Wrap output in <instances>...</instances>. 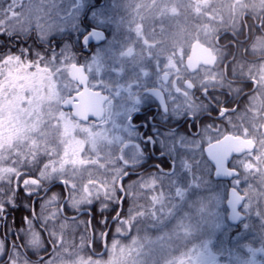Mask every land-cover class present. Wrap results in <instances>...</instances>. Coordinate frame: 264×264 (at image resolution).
<instances>
[{"label": "rangeland", "instance_id": "obj_1", "mask_svg": "<svg viewBox=\"0 0 264 264\" xmlns=\"http://www.w3.org/2000/svg\"><path fill=\"white\" fill-rule=\"evenodd\" d=\"M104 1V5L96 8L88 19L94 24V28L103 29V27H108L109 35L105 43L94 46L96 48L90 51L88 57L82 63L83 65H91L92 71L87 73L90 83L103 80L107 86L106 88L102 87L101 91L108 94L110 99L106 105L105 117L98 126L97 123L82 124L78 121L74 122L68 112L61 110L59 103L67 95L63 92L57 93L56 86L52 83L53 73L26 68L17 71L15 70L16 66L13 67L14 62H10L11 68L8 70L6 66L0 69V71H3L5 78H8L16 90L20 92V99L24 97V89L32 91L34 100L30 103L34 105L35 112L38 114V117L31 123H25L15 116V109L21 107L16 101V97H13L12 100L4 99L3 102H0V112L5 114L0 117V191L3 189L4 184H8L10 180L15 184V176H18L21 170L34 168L40 160L44 162L47 160L49 161V167L44 168L42 172L44 187L57 182L61 177L75 185L74 190L67 192L69 201L66 208L71 212L79 211L81 208L88 206L90 200L97 201L99 197L103 196L112 201H117V193L120 190L117 182L124 172V167L119 163L120 157L123 156L125 161L131 165L138 160L135 156L136 151L129 146L131 131L126 128V138L121 137V128L119 127L121 123L119 116L123 108L121 101L126 96L121 91L129 90L120 86L122 84L121 76L126 70L129 72V76L128 73L126 75L127 78L129 77V80H132L131 82H136L132 79V66L134 64L132 60L134 55L137 54L134 50L135 47L138 45V47L140 46L148 52L153 45L150 42L156 40L161 41L162 44L157 50H164L170 45L172 38H177L176 40L179 41L180 34L185 33L183 30H186L187 33L191 32V35H187L188 45L195 39H201L203 43L206 42L210 45L212 34L217 32L216 24L218 22L238 25L243 13L251 11L254 5L256 7L253 0H191L197 15L201 14L202 10L208 13V23L195 26L189 22L191 26L189 31L185 24H183L182 30L179 22L181 14L186 13L185 3L187 0H175L171 6L168 5V0H158L159 7L155 8L154 3L149 2L151 8L148 9V16H150L152 22L147 24L153 25L155 29L157 28V34L143 32L147 25L145 23V27H141V29L138 25L133 28V23L137 19L144 22L149 21L147 15L141 13L143 7H139L140 13L138 15L132 10H129L122 17L119 15V12L128 10L129 5L134 0ZM246 3L248 6H246ZM84 5L85 3L75 13L69 12L67 15L61 13L60 18L55 21V27L52 25L42 26L41 36L43 39L46 41L50 35L49 32L54 31L55 28H57V35L71 30V36H78L81 32L86 31L85 28L82 29V27L76 26ZM48 11H53L52 7H49ZM100 12H103V16L98 15ZM41 14L47 16V12L43 10H41ZM182 21L184 22L183 19ZM145 41H147V44ZM179 48L177 46L173 54L165 57V63L175 61V65L178 64L176 58H178L180 52ZM68 52L70 56L71 51ZM93 57H95V60H91ZM147 61L148 55L143 56L137 78L140 83H144L149 79L150 72L145 70ZM155 62L157 64L158 60ZM174 66L170 65L167 71L178 72ZM159 77L160 75L156 77V80ZM131 82H125L124 84ZM6 88L7 85L0 88V93H3ZM132 91L133 88L131 87L130 92ZM116 92H119L120 95H115ZM41 104H43V110ZM128 108L131 110V106H128ZM54 117H58V121L53 119ZM37 134L44 137V139L38 141L39 152H36L34 147ZM46 153H51V157L47 156ZM133 156H135L134 159H131ZM81 160L84 162L81 163ZM97 160L103 161L100 165L108 163L109 168L105 171L103 168V176H90L89 172L91 170H88L87 166L96 168ZM65 161L66 163H64ZM41 166L36 173L40 171ZM53 166H55V172L52 170ZM99 171L102 172V170ZM149 183L151 186V181H149L147 184L138 185L137 188L142 190L143 186ZM133 185L136 186V183L133 182ZM133 185L130 184L124 189L128 195H130ZM89 193H91V196ZM59 200L57 193L52 192L39 205V213L42 216L41 226L46 227V231L48 230L47 233L52 239L50 247L52 255L46 260V264H172L177 258L185 259V264H206V262L213 260L217 261L218 264H229V250H231L233 258L238 259L240 264H247L250 259H254L255 264H264V254L262 253L257 252L254 258L245 255L248 248L260 249L263 247V245L255 246V239H250L252 241L245 240V237L252 233L249 224H246L248 225L247 228L241 227L238 232L232 233L230 241L228 240L232 228L227 225L225 220L222 208L223 198L212 199V204L209 207L201 209L202 199L192 195L183 206V209L180 210L183 223L188 230L187 233L177 239L172 225H157L159 231L156 239H153L152 243H148V239H143L142 248L139 252L136 250L128 251H130L133 244L138 242V238H134L131 232L137 223L142 222V219L140 220V216L125 218L123 224H115L117 228L114 232L115 239L107 244L106 258L103 260L84 257L81 253L82 249L87 250L85 246L83 248L79 247L80 249L68 247L67 237H63V232L71 229L73 231L75 227L70 228L68 221L66 224H62L64 227L54 224L60 215L61 203ZM248 206L245 208L247 212ZM162 207V204H159L157 209L163 210ZM173 211L174 208L171 202L168 210H163V220L168 221L170 219L168 213ZM149 214H147L146 230H151L150 223L154 220L157 222L159 217V213L154 217H152V212ZM143 216L145 214L141 215V217ZM218 221L222 223L219 228L217 227ZM75 225L78 227L82 223L79 222ZM29 226L34 231L29 237L28 247L30 250L38 252L43 248L40 234L33 228L32 221H29ZM130 226H132L131 231H129ZM161 236L165 237L163 241H161ZM209 236L213 239L212 248L207 245ZM243 242H252V244H243ZM87 246L89 247V243ZM3 249L4 243L0 240V251H3ZM221 250L224 252L222 255ZM10 252L12 264H28L19 251L11 249ZM100 252L97 251V253ZM32 264H37V262Z\"/></svg>", "mask_w": 264, "mask_h": 264}, {"label": "flooded vegetation", "instance_id": "obj_2", "mask_svg": "<svg viewBox=\"0 0 264 264\" xmlns=\"http://www.w3.org/2000/svg\"><path fill=\"white\" fill-rule=\"evenodd\" d=\"M253 1L256 7L254 5L251 11H245L238 25L220 22L216 24L217 32L212 34L210 45L203 43L201 39H195L188 45V33L183 30V24L185 26L187 24L185 14H181L179 18L181 29L185 31L180 34V42L176 40L177 38H172L167 48L157 50L162 44L161 41L155 40L156 42H150L153 45L148 52L137 45L134 49L137 54L132 60L134 63L132 79L136 82H131L132 80L127 78L126 75L128 73L129 76V72L126 70L121 76L120 86L129 90L121 91L126 96L121 101L123 108L119 116L121 121L119 127L121 137L127 134L126 128L131 131L130 144L129 142L128 144L132 150L136 151L135 156L138 159L132 164L133 167L127 169L132 173L129 176H134L132 183L135 182L138 186L154 180L156 176L160 180H165L166 178L159 175L157 170L167 171L172 166V158H174L179 163L191 167L192 172L187 177L188 180H192L193 177L198 178L200 189L194 196L202 199L201 209L209 207L212 199L223 198L222 208L225 218L228 217V200L225 197L231 196L230 189L234 187V181L231 177H217L216 165L213 162L223 164L231 153L229 167H234L240 172L238 191L246 197L243 201L245 207L241 208L244 216L242 222L249 224L252 232L245 237V240L255 239V244L253 243L255 246L263 245L264 247V29L260 31L256 29L257 25L264 24V0ZM168 4L171 6L172 1L168 0ZM246 6H248L247 3ZM102 31L107 40L106 32ZM177 42L179 43L176 44ZM194 42L210 49L211 53L208 57L200 56L199 64L191 71L187 65V59ZM177 46L180 47V52L176 58L178 64L174 67L178 72L167 71L165 75L163 69L165 57L173 54ZM94 48L96 47L91 45L87 51L80 49L79 51L88 53ZM147 55L145 70L150 72L149 79L140 83L137 81L140 73L139 66L143 56ZM157 60L160 65L159 71L155 64ZM159 75V79L156 80ZM125 82L131 83L124 84ZM131 87L132 92H130ZM203 88L208 89L207 96L202 93ZM102 92L108 97V94ZM108 102L109 99L104 104L103 118ZM128 106H131V110ZM223 107L229 109L225 118L219 115V109ZM63 110L68 112L70 118L76 122L69 110ZM128 116H130V122L127 119ZM90 123L97 122L89 120L82 124ZM245 128L248 129L247 137L243 136ZM143 137H148L151 143L145 144ZM238 137L254 141L253 154L258 157V162L253 160L246 147L244 151H239L242 141ZM217 140L221 143L217 144ZM208 147H212V161L205 152ZM247 161H252L259 171H246L244 165ZM63 191L65 195L63 201L65 199L66 201L63 204L62 213L61 207L59 208V214L66 219L70 217L64 213V206L69 201V195L64 189ZM247 205H249L248 212L245 211ZM257 212L262 215L257 216ZM225 220L232 228L228 236L229 240L232 233L238 232L242 226L241 221L238 224H231L228 219ZM90 242V253L97 256L98 253L93 250V239L91 246ZM247 243L252 244V242ZM247 243L243 242V244ZM104 248L101 256L107 249V243L102 240L101 251Z\"/></svg>", "mask_w": 264, "mask_h": 264}, {"label": "snow or ice", "instance_id": "obj_3", "mask_svg": "<svg viewBox=\"0 0 264 264\" xmlns=\"http://www.w3.org/2000/svg\"><path fill=\"white\" fill-rule=\"evenodd\" d=\"M84 0H8L7 5L0 9V37H5L8 40H11L14 36H25L31 37L33 32L36 33L34 45H18L17 47H9L4 44H0V69L4 65L10 62L12 57H15L17 61H22L27 59L28 66L33 69H46L47 72L53 73L52 83L56 86L57 93H65L67 95V100L70 103L62 104L61 110L66 108L74 109L77 104L80 103L82 94L86 89H91L93 93H96L100 96H103L104 93L101 91L102 87H107L104 84L103 80H97L94 83H90L88 79L73 80L72 76L69 74V70L75 66L82 70L85 73L91 72V65H83L79 63L78 59L73 60V58L66 54V48L64 47V40L57 39V28L54 31H50L48 39L45 41L41 36V27L52 25L55 27V21L60 18V14L63 13L67 15L69 12L75 13L80 10L83 6ZM52 7L53 11H48V8ZM41 10L47 12V16L41 14ZM98 15L103 16V12L98 13ZM257 31L264 29V24L256 26ZM104 42L106 40L102 30L91 28L87 29L85 32L79 34V38L75 40V46L78 47L81 51L85 49V46L91 47L92 41ZM147 44V41H145ZM91 60H95L93 57ZM170 65L174 66L175 61H170L164 64V74L167 75V69ZM157 70H160V65L157 63ZM255 84V81H253ZM4 85H7V88L4 89L3 93H0V102H3L4 99L12 100L13 97H16V101L21 105L20 108L15 109V116L18 120H23L25 123H31L34 119L38 117V114L35 112L34 105L31 104L34 100L32 91L24 89V97L20 99V92L10 83L8 78H5L3 71H0V88H3ZM202 93L207 96L208 89L203 88ZM115 95L119 96L120 93L116 92ZM63 98V97H61ZM110 99L109 97H105ZM43 110V104L40 105ZM228 107H223L219 109V115L221 117H226L228 115ZM5 114L0 112V117H3ZM53 119L58 121V117ZM88 117H85V122L88 120ZM97 121V126L100 122L103 121V117H93ZM130 122V116L127 117ZM131 125V123H130ZM47 126V125H45ZM211 129V127H209ZM243 136H248V129L243 130ZM44 139L42 135L37 134L36 142L34 147L36 152H39V143L38 141ZM241 139L242 146L239 151H244L245 147L250 155H252L253 160L258 162V157L253 154L255 148V143L251 139L243 140ZM139 142H141V137H139ZM143 142L145 144L151 143L148 137H143ZM217 144H220L221 141L217 140ZM35 155V153H34ZM47 156L51 157V153H46ZM231 153H229L228 158L225 159L223 164L213 163L215 166V175L217 177H231L234 181V187L230 189L231 196L225 197L228 200V204L231 208V221H241V226L247 228L248 225L243 224L242 222V211L241 208L245 207L243 201L246 197L238 191L240 185V172L237 171L234 167H229V160ZM173 159L172 166L168 168L167 171L157 170V173L169 181V191L170 198L174 202L172 207L174 208L173 212H169L168 216L170 219L168 221L163 220V210L162 209H153L152 215L159 217L157 219V225L166 226L172 225L175 229V235L179 239L182 235L187 233V228L183 223V216L181 214V209L187 203L188 199L194 195L200 189V183L198 182L197 177H193L192 180H188L187 177L191 174L192 169L187 164L179 163L176 159ZM83 163L84 161H80ZM66 163V161L64 162ZM119 163L125 168L124 175L120 181V190L117 201L108 200L105 203H101L99 208L95 207L96 201L90 200L86 209H84V214L88 216L86 225L89 228H93L94 212L100 214V220L98 221V229L93 228L94 237L99 235L103 238V241L106 243L108 235L110 232V225L113 224H123L125 216H122L121 213H124V205L128 202L127 193L125 189V181L127 176L132 175L131 172H128L127 169L133 167V165L128 164L124 157H120ZM49 167V161H45L39 172L35 175L28 174L26 172H20L18 176H15V185H10L9 194L12 195V200L5 201L3 204H0V240L4 242V249L0 251V264H12V255L10 249H16L21 251L23 245L19 242L22 240V230L27 226L28 221L31 219L33 224L36 222V211L38 204L43 199L40 196V192L44 191L45 195L47 194V189H42L41 184L44 179L42 172L44 168ZM246 171H255L258 172L259 168L256 167L252 161H247L244 165ZM55 172V166L52 168ZM31 182V183H29ZM62 187L65 192L75 189V185L69 183L64 178H59L57 185ZM87 188V186H86ZM23 193V196L26 199V203L23 205V210L27 215L20 217L21 228H16L17 220L15 216L11 217L10 215L13 212H18L21 210V205L16 203V194ZM91 196V193H89ZM155 203V202H154ZM108 204H115V207H108ZM113 212L114 214L109 219L107 213ZM131 209H129L127 215H131ZM262 213L257 212V216H261ZM225 219H228L226 217ZM221 222H217V227L221 226ZM156 226V225H154ZM129 227V231H131ZM165 237L161 236V241ZM213 239L209 236L207 245L209 248H212L211 245ZM51 247V244L49 245ZM203 247V245H202ZM207 251V249H205ZM257 252L264 254V247L260 249L248 248L245 255H250L255 257ZM221 250V255L223 254ZM229 255V264H240L238 259L233 258L231 250L228 251ZM41 264H46V257H41ZM172 264H185V259L177 258ZM206 264H218L217 261H209ZM247 264H255L254 259L247 261Z\"/></svg>", "mask_w": 264, "mask_h": 264}, {"label": "trees", "instance_id": "obj_4", "mask_svg": "<svg viewBox=\"0 0 264 264\" xmlns=\"http://www.w3.org/2000/svg\"><path fill=\"white\" fill-rule=\"evenodd\" d=\"M85 5H84V9L80 15V17L77 20V24L76 26H80L83 28H85V30H87L88 28L92 27L94 28V24L91 23V21L88 19V17L93 13V11L100 7L101 5H104V0H84ZM172 3H174L175 0H171ZM190 1V2H189ZM8 0H0V9H3L6 5H7ZM149 2H153L154 3V8L155 7H159V1L158 0H134L130 5H129V9L123 12H119V15L122 17L124 16L129 10H132L133 12L136 13V15H138L140 13L139 11V7H143V9L141 10V13H144L147 15V17L149 18L150 16H148V9H150L151 7L149 6ZM186 2V1H185ZM188 2V3H187ZM186 4V8H185V15H186V28L189 29V31L191 30V26L189 24V22L191 24H194L195 26H202L208 23V13L205 10L201 11V14L197 15L196 12L194 11L193 5L191 0H187ZM169 5V4H168ZM101 6V7H102ZM146 8V9H145ZM108 16V15H107ZM107 20V19H106ZM149 22H152V19L149 18L148 22H144L140 19H137L134 21L133 23V28H135V26H140L141 27H145L144 23L147 24ZM75 26V27H76ZM148 27V28H147ZM107 36L109 35L108 32V27L105 28L103 27V29ZM71 30H69V32L66 33H62V34H58L57 35V39H63L65 44L64 47L66 48L67 51V55H69L68 51L70 50V56L73 58V60L78 59L79 63L82 64L84 63V60L86 57H88L89 53H83L81 51H79V48L75 46V40L76 38L79 37V35H73L71 36L70 32ZM142 31V30H141ZM143 32H153V33H157V28L155 29L153 27V25H149L147 24L146 27L143 29ZM191 32H188V34H190ZM132 34V33H131ZM35 35L36 33L33 32L31 37H25V36H14L11 40L6 39L5 37H0V44H4L5 46H9V47H17L18 45H23V44H28V45H34V40H35ZM191 35V34H190ZM48 39V38H47ZM69 46V47H68ZM68 47V48H67ZM10 62H14V66H16L15 70H22L23 68H26L28 70H40V71H47L46 69H33L30 68L28 66V61L27 59H24L22 61H17L15 57H12L10 59ZM10 62L6 65H4L3 67L6 66L7 70L10 67ZM97 160V165L96 168H91V166H87L88 170H91L89 172L90 176H103V168L104 171L109 168V165H107L108 163H106L105 165H100L103 161H99ZM44 161L40 160V162L38 163V165H36L34 168H28V169H23L21 170V172H26L28 174L31 175H35L36 171L38 170V168L41 166V164ZM102 166V167H101ZM102 170V172H100L99 170ZM134 176H129L126 178L125 181V189L127 186H129L130 184L133 185L132 181H133ZM152 185L150 186V184L143 186L142 190L138 189L137 186L133 185L130 191V195L127 194L128 197V202L124 205V213H121L122 216H125V218H135V216H140V220L142 219V222L137 223L132 230V236H134V238H138V242L137 244H133L130 248V251L128 252H132L134 250H136L137 252H139L141 250V244L143 243V239H148V243H152L153 239H156L157 233H158V227L155 220L153 222H151V226L152 229L150 230H146L145 226L146 223L148 222V215H150L149 213L153 212L154 208H158L159 204H162V208L163 210H168V208L171 205L174 204V202L171 200L170 198V191H169V181L168 179L165 180H160L158 178V176L155 177L154 180L151 181ZM44 183L41 184L42 189H45L46 187H44L45 185H43ZM147 184V183H146ZM10 185L14 186L15 184L12 182V180L9 181L8 184H4L3 189H1L0 191V204H3L5 201H11L12 200V195L9 194L10 192ZM52 192H56L58 198L60 199L59 202L62 203L63 199H64V191L63 188L60 186H56L54 185L51 189H49L47 191V194L45 195L43 191L40 192V196L43 198L40 203L38 204L37 207V211H36V222L35 224H33V228L38 231V233L40 234V240L43 243V248L42 250L40 249L38 252L32 251L29 249L28 247V240L29 237L31 236L32 232L34 230L31 229V227L29 226V221H32L31 219L28 221V224L26 227L23 228L22 230V240L19 242L20 244L23 245V249L20 252L22 258H24L25 261H27L28 264H32L34 262H37V264H41V260L40 258L46 257L47 259L49 258V256L52 255V252L50 250V244L52 245V239L50 237V235L47 233L46 231V227L41 226V221H42V216L40 215V210H39V205L43 202V200L45 198H47V196L52 193ZM44 194V195H43ZM117 196H119V192L117 193ZM110 199L104 198L103 197H99V199L96 201L95 207L99 208L101 203H105L106 201H108ZM112 201V200H111ZM26 199L23 196V193H19L16 194V203L21 205V210L18 212H13L10 215V220L12 216H15L16 220H17V224H16V228H21V224H20V217L27 215V213L23 210V205L26 203ZM155 202V203H154ZM59 203V204H60ZM58 204V206H59ZM67 205V204H66ZM65 208V215L67 216H73L75 214H77L78 211L75 212H71L70 210H68L66 207ZM108 207H115V204H108ZM87 206L81 208L82 209H86ZM129 209H131L132 214L131 215H127ZM113 212H109L107 213V215L109 216V219H111V216L113 215ZM138 214V215H137ZM145 214V216L141 217V215ZM94 220H93V228L98 229V221L100 220V214L98 212H94ZM154 217V216H152ZM88 217L86 216V214L81 215L75 219H68V218H64L62 216L59 215L58 220H56L54 222L55 225H59L60 227H64L62 224H66L67 221L70 224V228L71 227H75V230L72 231L71 230H67L63 232V237L66 238V243L69 245L68 247L72 248H83L84 246L86 247L87 250L82 249V255H84V257H91L93 260H103L106 258V255L104 254L103 256H95L92 255L90 253L89 247L87 246V244L90 242L91 240V236L93 239V250L94 251H98L100 252L102 249V237L99 235H96L94 237V233H93V228H89L86 225V221H87ZM79 222L82 223V225L76 227L75 224H78ZM33 223V221H32ZM156 225V226H154ZM116 225H110V232L108 235V239H107V244H110L113 239H115L114 237V232L116 230ZM35 234V232H34ZM92 234V235H91ZM36 235V234H35ZM146 236V237H145ZM145 237V238H143ZM142 239V241H140ZM4 243V242H3ZM86 244V245H85ZM82 246V247H81ZM79 248V249H80Z\"/></svg>", "mask_w": 264, "mask_h": 264}, {"label": "water", "instance_id": "obj_5", "mask_svg": "<svg viewBox=\"0 0 264 264\" xmlns=\"http://www.w3.org/2000/svg\"><path fill=\"white\" fill-rule=\"evenodd\" d=\"M104 36H105V33H104ZM105 38H106V36H105ZM102 43L103 42H97L94 40L91 42V45L97 46V45H100ZM87 50H88V46H85L84 51H87ZM210 53H211L210 49L202 46L200 43H198V42L192 43V45L190 47L189 57L187 59V65L189 67V70L192 71V69H195L197 67V65L199 64L198 59L200 56H207L208 57ZM69 74L72 76L73 80H81V81H83L84 79L89 80L87 73L83 72L82 70H80L78 68H75V66H73L69 70ZM105 97H107L105 94L103 96H100L96 93H93L91 91V89H86L85 92L81 96L80 103L77 104L74 109L66 108L65 110H69L71 112V117L80 123H87L89 120L96 121L95 119H93V117H103V115H104V104L107 100ZM65 103H70V101L67 100V97L61 102L60 106L62 104H65ZM85 117L89 118L86 122H85ZM211 150H212V147H208V148H206L205 152H206L208 158L212 161V151ZM120 181H121V178L117 182L119 187H120ZM55 184H57V183H55ZM55 184L49 186L47 188V191H48V189L52 188ZM65 201H66V199L62 202L61 211H60L61 213H62V207H63V204L65 203ZM83 210H81L80 212H78L74 216H71L68 218L69 219H75V218L83 215L84 214ZM230 216H231V208L228 204V222L231 224H238L240 222V221H231ZM242 220H244L243 215H242ZM91 245H92V236H91L90 246ZM104 250H105V248L103 249V251H101L100 253H98L96 255L101 256L104 253Z\"/></svg>", "mask_w": 264, "mask_h": 264}]
</instances>
